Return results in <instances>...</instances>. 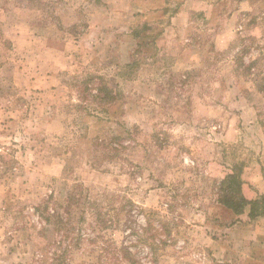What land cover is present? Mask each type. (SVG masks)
Segmentation results:
<instances>
[{"label": "rangeland", "instance_id": "obj_1", "mask_svg": "<svg viewBox=\"0 0 264 264\" xmlns=\"http://www.w3.org/2000/svg\"><path fill=\"white\" fill-rule=\"evenodd\" d=\"M55 1L0 0V264H264V0ZM73 190L115 226L40 237Z\"/></svg>", "mask_w": 264, "mask_h": 264}, {"label": "trees", "instance_id": "obj_2", "mask_svg": "<svg viewBox=\"0 0 264 264\" xmlns=\"http://www.w3.org/2000/svg\"><path fill=\"white\" fill-rule=\"evenodd\" d=\"M52 1L54 2V0ZM58 1L61 0H56L55 2ZM29 2L33 7L41 8L43 5V0H29ZM242 173V169H240L239 166H235L231 170V173L222 180L219 188L220 193L218 202L220 205L233 211L237 216L243 215L246 212V208L250 207L249 217L254 218L261 214L257 211V205H262L264 207V198L261 197L260 200L252 201L248 200L243 195L242 189L244 181ZM80 193L81 192H75L74 190L73 192L69 191L64 197L63 203L59 205L56 204L54 207L55 209L50 208V201L53 200V195L49 196L48 200H45L40 206L34 207L33 211L39 215V223L41 224L40 237H46L50 228H52L54 232H63L68 237H72L73 235L81 237L83 229L79 227V224L85 219L90 220L88 226L93 233H96L98 229L103 230L107 227L115 226L112 217L99 208L102 204L101 201L84 199L83 193ZM74 206L76 207L75 210L73 209ZM34 226L32 225L33 228ZM103 250L104 254L106 253V255L103 256V261H105V257L109 255L110 261L114 260L118 264H122L125 259H129L132 264L135 263L133 255L127 248H113L111 245L108 246L107 244V246H103ZM53 255L55 257L53 260L59 262V264H61L60 261L64 260L67 256L66 253L62 255L53 253Z\"/></svg>", "mask_w": 264, "mask_h": 264}]
</instances>
